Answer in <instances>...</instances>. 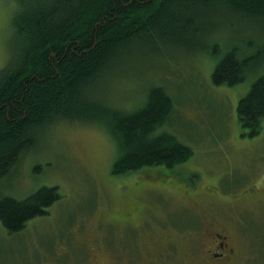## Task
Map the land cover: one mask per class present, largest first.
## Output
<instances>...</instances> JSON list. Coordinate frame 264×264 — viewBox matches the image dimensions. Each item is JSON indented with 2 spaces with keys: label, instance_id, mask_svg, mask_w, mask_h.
I'll return each instance as SVG.
<instances>
[{
  "label": "rangeland",
  "instance_id": "obj_1",
  "mask_svg": "<svg viewBox=\"0 0 264 264\" xmlns=\"http://www.w3.org/2000/svg\"><path fill=\"white\" fill-rule=\"evenodd\" d=\"M42 1L0 0V69L13 52V14ZM181 41L126 49L86 96L127 113L161 87L173 108L158 133L173 134L192 156L173 169L118 176L115 143L101 126L51 124L0 180V198L21 200L42 187H57L60 198L18 233L0 223V264H205L213 226L233 248L228 264H264V120L248 137L236 114L264 64L232 87L211 81L230 49L257 53L264 31L218 9L202 11Z\"/></svg>",
  "mask_w": 264,
  "mask_h": 264
},
{
  "label": "trees",
  "instance_id": "obj_2",
  "mask_svg": "<svg viewBox=\"0 0 264 264\" xmlns=\"http://www.w3.org/2000/svg\"><path fill=\"white\" fill-rule=\"evenodd\" d=\"M218 9L264 31V0H43L20 6L12 17V56L0 69V180L21 154L36 146L47 127L60 121L106 130L117 149L114 175L185 163L191 148L171 133H158L173 108L161 87L150 88L143 104L127 113L86 92L126 49L143 41L182 46V35L202 11ZM260 60L264 64V44L250 57L232 48L215 64L211 81L238 85ZM236 114L243 135L259 133L264 73L239 98ZM59 198L57 187H42L21 200L2 197L0 223L7 232L18 233L28 221L47 215Z\"/></svg>",
  "mask_w": 264,
  "mask_h": 264
},
{
  "label": "flooded vegetation",
  "instance_id": "obj_3",
  "mask_svg": "<svg viewBox=\"0 0 264 264\" xmlns=\"http://www.w3.org/2000/svg\"><path fill=\"white\" fill-rule=\"evenodd\" d=\"M220 229H217L216 226L210 228L213 234L210 238L209 246L203 252L205 258L202 261L205 264H228L233 257V248L230 245L228 236Z\"/></svg>",
  "mask_w": 264,
  "mask_h": 264
}]
</instances>
